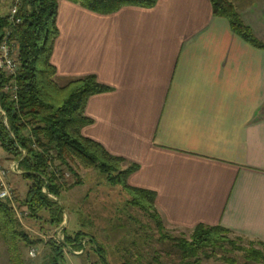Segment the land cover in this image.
<instances>
[{
  "label": "crops",
  "instance_id": "0c3cea01",
  "mask_svg": "<svg viewBox=\"0 0 264 264\" xmlns=\"http://www.w3.org/2000/svg\"><path fill=\"white\" fill-rule=\"evenodd\" d=\"M237 7L264 42V3ZM55 24L57 78L91 75L109 88L87 100L82 135L137 166L127 183L154 192L161 221L264 243V50L209 0L109 15L60 0Z\"/></svg>",
  "mask_w": 264,
  "mask_h": 264
},
{
  "label": "trees",
  "instance_id": "16d2710c",
  "mask_svg": "<svg viewBox=\"0 0 264 264\" xmlns=\"http://www.w3.org/2000/svg\"><path fill=\"white\" fill-rule=\"evenodd\" d=\"M59 1L23 0L19 11L21 23L14 28V38L18 43V70L13 80L0 71V148L8 161L18 162L21 178L29 181L22 201L28 210L27 217L38 220L40 214L46 212L51 226L62 222L63 207L47 195L59 199L63 191L80 184L69 164L77 160L83 167L97 170L109 186L121 187L129 197L127 205L152 221L160 236L163 225L155 209L154 192L127 183L137 166L129 164L122 169V164H126L123 158L112 156L99 143L81 133L91 123L84 115L87 100L108 92L109 88L91 75L67 80L63 85L57 83L51 54L58 35L55 19ZM64 1L95 14L109 15L129 6L149 9L157 0ZM209 2L212 15L225 19L233 34L252 47L264 50V42L254 36L228 0ZM2 6L0 0V39L7 26ZM12 82L17 87L16 99L4 91V87ZM63 169L70 172L76 182L69 184L63 177ZM42 189L46 194L42 193ZM19 228L13 209L0 200V244L5 248L9 264H23L22 250L32 244L27 234L19 231ZM228 234L229 231L220 226L199 224L192 229L189 240L161 235L159 241L161 246L170 249L171 253L166 252V255L175 258L176 262L172 264H203V260L208 261L216 251H222L225 245L231 244ZM80 239L84 240L80 231L75 233L73 239L66 237V241L75 242L76 246ZM251 242L261 249L246 251L244 259L264 264V243ZM88 243L104 261L101 248L95 245L94 240L90 238ZM132 246H136L135 242ZM61 260L62 254L53 247L48 264H59ZM153 261L152 258L147 264ZM226 262L234 264V260Z\"/></svg>",
  "mask_w": 264,
  "mask_h": 264
},
{
  "label": "rangeland",
  "instance_id": "374dc122",
  "mask_svg": "<svg viewBox=\"0 0 264 264\" xmlns=\"http://www.w3.org/2000/svg\"><path fill=\"white\" fill-rule=\"evenodd\" d=\"M254 1L264 3V0H228L237 13L238 3L251 4ZM2 7L4 15L6 5L3 4ZM57 83L63 85L66 81L58 79ZM0 157L2 161H8L1 148ZM69 164L80 184L63 191L61 197L56 199L64 209L62 222L57 226L49 224L46 212H42L38 220L30 219L20 212L24 207L22 201L29 181L22 179L20 174L9 177L16 195L15 208L21 213L16 217L20 224L18 230L27 234L32 241L31 245L22 250L23 264H48L53 247L62 254L63 260L59 264H147L152 258V264L176 262L173 256L167 257L166 252H170V249L161 246L160 236L189 240L192 230L170 228L162 222V233L159 236L152 221L127 205L129 197L121 187L109 186L97 170L85 168L77 160H72ZM125 167L127 165L122 164L121 168ZM63 171L69 174L65 179L69 184L76 182L70 172L65 169ZM77 231L83 233L84 240L80 239L76 246L75 242L66 241V237L73 239ZM90 238L101 248L104 261L88 243L87 239ZM227 238L231 244L225 245L222 251H216L208 261L203 260V264H227L226 261L231 260H234V264H255L246 261L244 256L247 255L246 251L260 250L258 244L232 234H228ZM133 242L136 244L134 247ZM30 250L35 251L34 257L29 256ZM0 264H9L3 244H0Z\"/></svg>",
  "mask_w": 264,
  "mask_h": 264
},
{
  "label": "built area",
  "instance_id": "2783aa9c",
  "mask_svg": "<svg viewBox=\"0 0 264 264\" xmlns=\"http://www.w3.org/2000/svg\"><path fill=\"white\" fill-rule=\"evenodd\" d=\"M1 2L6 5V20L7 26L3 31L2 37L0 39V71L7 77L14 79L18 70V43L14 38V28L21 23V18L19 17V11L22 6L23 0H1ZM4 91L11 94L13 99H16L17 87L12 82L4 87ZM2 115L3 112H1ZM6 122L4 118V123ZM21 174L19 164L17 161H2L0 157V200L9 204L13 209L16 217L21 213H18L15 208L16 195L9 182L10 175ZM69 174L65 171L63 172L64 179L68 178ZM42 193L46 194L45 189H42ZM48 198L55 200L51 195H47ZM23 215L28 214L27 208L24 206L22 210ZM30 257L35 256V251L30 250L28 252Z\"/></svg>",
  "mask_w": 264,
  "mask_h": 264
}]
</instances>
